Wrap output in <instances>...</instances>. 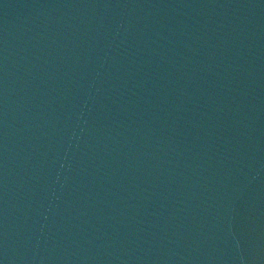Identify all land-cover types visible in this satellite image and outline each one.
Masks as SVG:
<instances>
[{"label":"water","instance_id":"water-1","mask_svg":"<svg viewBox=\"0 0 264 264\" xmlns=\"http://www.w3.org/2000/svg\"><path fill=\"white\" fill-rule=\"evenodd\" d=\"M0 264H264V0H0Z\"/></svg>","mask_w":264,"mask_h":264}]
</instances>
